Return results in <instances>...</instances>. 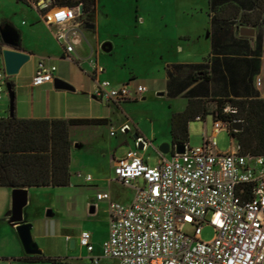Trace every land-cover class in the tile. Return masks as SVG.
<instances>
[{
  "label": "crops",
  "instance_id": "1",
  "mask_svg": "<svg viewBox=\"0 0 264 264\" xmlns=\"http://www.w3.org/2000/svg\"><path fill=\"white\" fill-rule=\"evenodd\" d=\"M9 1L0 0V2H3L2 8L3 6L7 7L6 4ZM101 2V0H95L89 11L83 12V15L78 17L77 20L50 26L43 19L42 11L44 9H42V6L47 3L50 8H53L58 6V4L55 3V0H32L30 5L27 4V6L35 9L39 17L37 16L30 23L25 20L20 21L17 19L12 21L7 18H4V21L0 23L13 24L20 32V49L31 54V59L21 68V71L27 67L28 63L33 64L29 82H22L21 71L14 80L15 90L17 89L19 96H21L23 101L26 98L29 101L28 108H16L15 113L18 118H71L103 122L72 127V178L69 186L26 187L28 189V203L32 198L33 190H61L60 194L64 195V199L67 202L66 207L71 208L70 213L74 212V214L71 215L72 219L61 223L59 227L56 223L51 224L47 220L49 224L45 232L49 235L54 233L56 237L65 236L69 244H71L73 238L67 232L77 230L78 222L75 220L78 218V211L85 215L93 214L97 218L99 214L106 215L108 225L103 239H98L96 233L85 229L89 230L93 235L95 244L93 255L95 256L101 255L98 250L102 252L103 242L107 239L110 232L109 203L106 200H98L97 194L110 192L113 200L123 204H131L135 198L136 190L132 186L124 185L118 177L111 178L110 173L108 174L105 168L100 165L99 160L91 159L89 164L82 163L76 158L79 156L75 150L87 147L89 141L93 144L98 142L100 127L113 125L115 122L120 126L121 132L126 135L122 143H128L130 150L135 149L139 144L138 140L135 139L133 144L131 137L128 136L132 132V124H134L136 134H139L140 139L142 138L147 142V148L141 150V154L149 164L143 153L148 152L157 141L160 142L162 140L160 143H173V114L185 110L192 99H207L210 111L216 107V102L212 100L213 98L257 97L264 99V21L260 25H250L241 21L240 18L233 19L232 12L235 10L231 6H240L242 11H252L251 0H206L202 4L203 6L201 5V11L206 10L205 13L207 15L203 25L204 34L195 35L189 28H184L185 30L177 34H170L168 30H164L160 37L155 38L152 33L149 41L150 54H152V58H159L160 64H153L155 66L151 69L148 77L144 79V82H140L138 75L132 70V39L127 47L128 51L125 54L116 55L114 54L116 48L115 40L111 35L105 36L101 32L99 15ZM230 6L231 8L227 9ZM139 10L138 8L137 11L139 12ZM218 13L219 16H216ZM193 16L195 17V15ZM85 17H88L87 23H85ZM141 17L142 15L136 14V26L143 24L145 21L144 18L140 21ZM108 18L110 19V16ZM200 22L197 23V27H202ZM244 27L253 28L255 31L254 35L242 34L241 30ZM41 28L51 31L54 38L50 40L48 37L41 36L39 31ZM84 29L89 31L85 32ZM60 30H65L69 34L70 42H75L74 51L68 52L66 47L69 42L61 41L57 38V31ZM203 36L207 46L201 53V49L196 48V43L203 41ZM154 39L155 41H153ZM260 40L261 45H259ZM93 49L96 52V61L105 67V71L95 77L91 75L92 64L87 62V53L89 52L90 56L93 55ZM73 54H76L80 59L76 62L83 68L82 74H74L72 71L74 66L71 63L74 60ZM41 60L55 64L58 68L55 72V77H60L71 83L75 90L58 89L55 87L54 81L43 85H34L32 82L33 76ZM204 74H208L210 79L206 80L203 77ZM260 76L263 78L262 84H258ZM97 79L99 81L110 80L115 86L127 83L132 85L142 84L147 87L146 99L150 100L153 96L166 98L170 103L168 116L165 118L168 126V137L163 139V137L159 138L156 134L149 137L141 128L140 123L132 119V111H129L125 105L130 104L129 106L132 107V103L138 102L140 99L110 103L98 97L95 93ZM6 116H10V103L7 102L4 95L0 100V117ZM125 126V131H122ZM112 132L115 131H111V135L116 134V132L115 134ZM234 140L236 141V139ZM186 144L190 146L189 142ZM239 148L240 146L236 141V147L233 150ZM157 151L160 156L159 165L163 155L170 158L176 152V149L172 146L169 154H164L160 147L157 148ZM119 160L113 156L110 158L109 163L116 166ZM88 175L92 176V180L87 179ZM13 190L9 187H0V219L9 213L10 205H13ZM102 209L104 210L102 211ZM25 211L24 209V221H31L35 224L36 219H32ZM55 216L56 213L53 211V216H48L47 214L38 220L46 221L45 219ZM17 226L18 224L14 222L13 227H10L4 233L0 229V264H53L51 262H35L22 259L26 255L31 254L26 252L17 231ZM32 234L34 241L37 234L40 238L44 236V233L36 231L35 225L32 227ZM68 236L71 238L70 241L67 240ZM74 240H76V246L74 247L76 248L79 244V238ZM6 243L10 244L11 247H7ZM38 248L47 256L57 257L49 252V247L46 243L41 242ZM88 257L93 263L101 264V261L96 263L92 260V254L89 253ZM60 259L61 262L58 264H86L78 259L77 262H72L67 256Z\"/></svg>",
  "mask_w": 264,
  "mask_h": 264
},
{
  "label": "built area",
  "instance_id": "2",
  "mask_svg": "<svg viewBox=\"0 0 264 264\" xmlns=\"http://www.w3.org/2000/svg\"><path fill=\"white\" fill-rule=\"evenodd\" d=\"M45 3L43 19L50 26L77 20L81 8ZM57 38L75 42L65 30ZM0 100L7 92L6 73L0 50ZM92 77L105 71L92 62ZM55 64L39 61L33 84L43 85L55 80ZM263 78H258L262 84ZM147 87L142 84L115 86L110 80L97 79L96 95L103 100L123 102L146 100ZM227 111H235L230 107ZM234 123L214 121V133L202 145L190 147L172 157L163 155L157 166L149 165L138 145L120 159L116 175L126 186L136 190L131 204L113 200L110 192L97 194L98 200L109 203L110 232L103 242L102 253L93 255L95 244L89 230H83L79 244L92 254V260L115 259L119 264H264V154L240 152V148L221 152L217 134L226 128L238 130ZM122 128V131H125ZM115 134V132H112ZM144 142V149L147 142ZM92 180V176H87ZM142 180V183H139ZM205 225L215 229V237L204 241ZM70 237L67 240L70 241Z\"/></svg>",
  "mask_w": 264,
  "mask_h": 264
},
{
  "label": "rangeland",
  "instance_id": "3",
  "mask_svg": "<svg viewBox=\"0 0 264 264\" xmlns=\"http://www.w3.org/2000/svg\"><path fill=\"white\" fill-rule=\"evenodd\" d=\"M9 0H5L8 2ZM100 4V20L101 26L100 30L105 36H112L115 40V53L116 55L125 54L128 49L127 47L131 43L132 39V70L138 75V80L144 82V79L148 77L154 63L160 64L159 58H152L150 54V36L153 33V37H160L164 30H168L170 34H177L180 31L185 30L184 28H189L194 32L195 35L204 34V21L207 18L206 10L201 11V5L206 2V0H101ZM4 2V1H3ZM0 2V23L4 21V18L16 21H33L37 16L38 12L27 6L24 2H19L18 0H10L7 7L3 6ZM203 6V5H202ZM140 9L139 12L137 11ZM3 9V10H1ZM142 15L140 21L144 18L143 24L136 26V14ZM195 15V17L193 16ZM110 16V19L108 18ZM198 18H201L198 20ZM85 23L87 19L85 17ZM91 20V18H90ZM201 21V22H200ZM202 23V27H197V23ZM41 36H45L52 40L53 34L48 29L41 28L39 30ZM88 32V29H84ZM121 33V34H118ZM131 35V36H130ZM121 36V37H120ZM197 37V36H196ZM1 38V37H0ZM158 39V38H157ZM156 39V41H158ZM55 40V39H54ZM155 41V39L153 40ZM57 43V42H56ZM207 43L203 36V41H198L196 43V48L204 51ZM199 52V53H200ZM93 55L87 53V62L91 63L96 61V52L94 49L92 51ZM200 53V54H201ZM74 60L71 61L73 68L72 71L75 73L82 74V67L77 60H80L76 54H73ZM1 64V61H0ZM21 73L23 76V83L29 82L31 80V66L32 63H28ZM16 76H8L9 81H14ZM5 99L9 103L8 91L5 94ZM130 104H126L125 107L132 111V119L137 123H140L143 131L150 137V135H158L159 138L168 137V126L165 118L168 116V109L170 108V103L166 98H159L153 96L150 100L140 99L138 102H133L132 107ZM177 105V104H176ZM29 101L26 98L24 101L21 96H19L16 89V108H28ZM111 131H115V135H111ZM214 131V119L212 116H208L206 121L195 120L190 123V140L189 145L191 147H197L203 144L206 136H211ZM136 131L134 124H132V132L128 134L129 138L134 144ZM98 142L94 144L89 141L88 146L80 150H75L78 154V158L82 163L89 164L91 159L99 160L100 165L105 168L106 172L111 178H117L115 165H111L110 158L115 156L118 159L127 156L130 150V145L128 143H122L126 135L121 132L118 123H113V125H105L100 127L98 131ZM162 140H160L161 142ZM159 141L155 142V145L149 149L148 152L143 153L145 158L148 160L149 164L152 166L158 165L159 163V153L157 148L161 146L162 143ZM236 147V141L232 138L231 133L228 129L224 128L217 134V148L221 152L232 151ZM142 183V180H139ZM64 190V189H63ZM61 190L56 189L55 191L47 189H37L32 191V198L25 208V212L31 216L32 219H36V231L44 233L42 238L37 236L35 241L38 245L41 242L46 243L49 247V252L52 255L57 256V258L69 257L70 261L77 262L78 260L84 261L86 264L93 263L89 256L86 248L81 247L79 244L76 248L69 247V244L65 236L56 237L47 234V226L56 223L59 227L61 223L72 219L74 212L70 213V209L66 207L67 202L64 199V195L60 194ZM52 210L56 213L55 217L45 219L46 221L38 220L42 216H46L48 211ZM104 209H102L103 211ZM99 213V211H97ZM11 213V215H10ZM13 205H10V210L7 215L2 216L0 219V229L4 233L13 227ZM12 217V218H11ZM78 217V218H77ZM76 222H78L77 230H72L67 233L73 238L78 239L81 232L85 229H89L91 232L96 233L98 239H103L105 232L107 230V217L104 214H99L98 218L92 215H85L78 211V216ZM39 237V238H38ZM201 237L204 241H210L215 237V229L211 225H205ZM38 239V240H37ZM40 241V242H39ZM7 247H11L10 244L6 243ZM99 253H102L98 250ZM2 263V262H1ZM101 264H119L115 259L103 258Z\"/></svg>",
  "mask_w": 264,
  "mask_h": 264
},
{
  "label": "trees",
  "instance_id": "4",
  "mask_svg": "<svg viewBox=\"0 0 264 264\" xmlns=\"http://www.w3.org/2000/svg\"><path fill=\"white\" fill-rule=\"evenodd\" d=\"M28 5L32 0H18ZM95 0H55L58 6L76 7L83 3V11L88 12ZM233 19L250 25H260L264 21V0H251L252 11H242L240 6L231 5ZM228 7L227 9L231 8ZM219 16V13L216 15ZM215 16V17H216ZM4 25V23L0 24ZM261 45V40L259 42ZM3 48L0 41V50ZM210 79L208 74L203 76ZM14 87L16 86L14 81ZM216 107L209 110V101L194 98L187 108L173 114L172 141L188 143L190 123L206 120L212 115L214 121L234 123L241 121V130L230 131L233 139L245 154H264V99L262 98H213ZM235 111H227V108ZM97 122L91 119L71 118H18L0 117V187L12 189L26 187H65L71 184L72 172V127ZM22 259L35 262L58 264L60 258L43 253L26 255Z\"/></svg>",
  "mask_w": 264,
  "mask_h": 264
},
{
  "label": "water",
  "instance_id": "5",
  "mask_svg": "<svg viewBox=\"0 0 264 264\" xmlns=\"http://www.w3.org/2000/svg\"><path fill=\"white\" fill-rule=\"evenodd\" d=\"M83 12V7L81 8ZM244 35H254L253 28L244 27L241 30ZM0 36L3 48L1 49L2 61L8 76H16L20 73L21 68L29 62L31 54L20 49V32L11 23H6L0 26ZM54 85L58 89L75 90V87L66 80L55 77ZM7 91L9 95L10 103V116H14L16 112V90L12 82L7 83ZM235 128L241 129L243 124L241 121L234 124ZM134 138L138 140V148L144 149V142L140 139L139 134H135ZM176 149L177 153H183L186 150L185 143H163L160 146V150L164 154H169L171 147ZM28 205V189L16 188L13 190V221L18 224L17 231L24 245V248L28 254L35 255L41 254V249L38 248L37 243L34 241L32 234L33 224L31 222L24 221V209ZM48 216H53V211H48ZM76 246V240H72L71 247Z\"/></svg>",
  "mask_w": 264,
  "mask_h": 264
}]
</instances>
